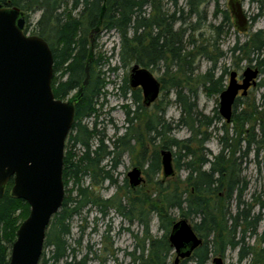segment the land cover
<instances>
[{"label":"trees","instance_id":"trees-1","mask_svg":"<svg viewBox=\"0 0 264 264\" xmlns=\"http://www.w3.org/2000/svg\"><path fill=\"white\" fill-rule=\"evenodd\" d=\"M170 1L171 6L168 7L165 0H0L5 5L20 7L26 12L27 20L30 14L40 13L32 34L43 37L52 49V89L56 98L66 100L74 91L78 93L85 79L86 62L92 57L90 81L75 106V120L65 143V197L47 229L41 264H88L91 247L89 252L78 258L76 247L70 243L72 220L80 216L87 206H96L104 216L110 208H115L117 213L130 221L137 218L144 223L149 244L142 246V249H147V257L144 258L142 254L137 257L136 252L131 253L134 260L142 258V264H175L169 260L173 249L169 235L176 220L173 215L175 209L181 218L195 222L192 226L203 239L190 256L194 264H208L212 256L225 257L228 250H238L237 264H243L250 256L253 259L249 264H264V248L258 250L256 244L250 245L246 240L248 233L250 236L257 235L258 226L263 220L264 199L255 198L254 203L244 199L249 183L242 168L244 157L253 142H258L264 148V99L263 108L262 105L259 108L255 103L246 107L245 100L239 96L236 98L229 122L234 125L235 135L233 133L229 137L227 127L230 124L223 121V134L219 138L222 147L216 155H212L205 144L211 139L209 128L216 121H222L221 114L217 111L214 116L204 115L198 110L196 101L198 83L204 84L209 94H221L226 88L229 68L226 65L221 67L217 77L215 73L221 59L228 55L237 66L242 60L252 62V56L257 55V67L259 72L264 73V57L260 58L264 54V29L257 30L243 43L238 37L233 46L223 50L222 35L236 30L226 0L224 3L223 0H185L183 5L179 4L180 0ZM212 3L215 4L212 20L220 19L215 23L209 21L208 9ZM28 30L27 25L25 32ZM101 30L115 31L119 35L118 61L123 67L129 66L130 71L135 64L151 71L164 66L165 73L159 78L161 92L168 93L170 88L176 90L177 98L182 103V115L177 125L187 126L191 131L190 137H167L173 127L165 119L163 100H159L156 110L149 113L142 102L141 88H132L126 78L121 90L124 96L131 92L136 104L134 111L127 109V120L133 122L141 119L139 113L148 112L144 120L148 133H155V138L162 140L161 148L178 149L174 152L177 156L175 167L187 172L183 187L178 184L172 186L158 179L151 181L153 191L139 192L141 187L130 189L126 179L128 189L123 197L102 199L95 192L96 186L104 181L115 183L111 170L101 163L116 153L117 142H125L131 153L135 148L128 143L129 138L134 136L131 127L111 149L105 145L103 138H100L97 147L92 144V139L99 133L96 128L99 117L97 100L107 82L101 70H96L102 63L94 58L90 37ZM200 57L207 59L211 66L205 73L196 74L199 69L196 61ZM116 68L112 67L111 70ZM260 86L264 87V82ZM186 88L191 95L184 92ZM241 104L245 108L238 111ZM92 117L95 118V126L90 129L84 119ZM257 126L260 141H256L255 137ZM242 142L247 143L248 149L238 156ZM78 146L83 149L81 152L77 150ZM145 152L142 148V157ZM160 153L155 150L150 156L146 170L150 180L162 170ZM119 155L113 157L112 168L117 167ZM183 157L186 158L184 163L181 162ZM85 177L90 178V185L83 184ZM70 181L75 183L74 196L72 188H68ZM13 185L14 179L11 178L0 198V264L9 263L17 230L30 214L29 203L12 195ZM255 205L261 208L258 213H253ZM153 216L158 218L159 228L164 231L159 238L150 231ZM261 238L264 239V233Z\"/></svg>","mask_w":264,"mask_h":264},{"label":"water","instance_id":"water-1","mask_svg":"<svg viewBox=\"0 0 264 264\" xmlns=\"http://www.w3.org/2000/svg\"><path fill=\"white\" fill-rule=\"evenodd\" d=\"M235 28L247 32L249 17L241 0H229ZM26 12L18 6L0 3V198L11 178L12 195L26 200L29 216L17 230L8 264H39L47 229L53 216L62 207L65 197L63 166L65 143L75 120V106L83 97L90 81L92 57L85 66V79L78 94L63 100L52 89L54 56L49 43L40 35L25 32ZM259 69L247 67L243 81L238 72L230 73L228 86L220 94L219 112L230 122L233 105L255 85ZM132 88L140 87L145 106L154 103L161 94V82L154 73L138 64L130 71ZM164 178L175 174L173 155L161 150ZM140 167L128 172L135 188L143 178ZM169 241L180 258H189L203 239L185 218L175 221ZM213 264H224L216 256Z\"/></svg>","mask_w":264,"mask_h":264},{"label":"rangeland","instance_id":"rangeland-1","mask_svg":"<svg viewBox=\"0 0 264 264\" xmlns=\"http://www.w3.org/2000/svg\"><path fill=\"white\" fill-rule=\"evenodd\" d=\"M168 1V2H167ZM228 1L226 0V5L228 6ZM246 11L247 16L249 17L250 23L247 32H238L236 29H232L228 34L222 35L221 47L223 50H228L230 46H233L237 38L239 37L240 42L243 43L257 30L264 29V0H241ZM168 7L171 6L170 0H165ZM185 0H180L179 4L183 5ZM225 0H223V3ZM209 21L213 19V14L215 11V4L212 3L209 5ZM40 13L30 14L29 19L26 22V26H29L27 34H32L33 28L36 26ZM215 19V18H214ZM208 21V23H209ZM215 22L220 21V19L212 20ZM207 23V24H208ZM208 30V35H210ZM91 46L93 48L92 52L94 58L101 65H98V70H101L102 76L106 79V85L103 89L102 94L97 100L96 108L99 110V117L97 118L96 128L99 131L96 134L95 138L92 139L93 147H97L99 144L100 138L104 139L105 145L109 149L115 146V142L123 136L131 127V136L129 138V145L134 146V153H131L130 149L127 148L125 142L119 141L118 147L116 148V153L110 155L108 158H105L101 163L102 166L110 169L115 183H111L109 180L104 181L103 184H98L96 186L95 192H97L102 199L109 197H123L124 193L128 189L126 187V179H128L129 188L130 180L128 177V172L133 170L135 167H140L143 172L141 176L143 178L142 182L137 185L135 190L139 187L141 189L139 192L146 191L150 193L153 191L152 184L155 180H163V182L170 183L172 186L180 185L183 187L185 177L187 175L186 170L176 169L175 167V157L174 152L176 153L178 149L173 147L169 149L173 155V164L175 168V174L171 177L164 178L162 170L154 178L148 177L146 170L148 168V162L150 156L154 153L155 150L159 152L163 149L161 148L162 140L160 138H155V133H148L146 130V125L144 123L145 114L140 112L139 116L141 119L134 120L129 122L127 120V109L134 111L136 109V104L133 101L131 92H128L126 96L122 94L121 87L125 84V79H128L130 76V67H123L118 61V50L120 37L115 31H106L101 30L100 33H93L90 37ZM253 61L248 60L240 61V65L237 66L232 62L231 56L228 55L226 58L221 59L219 63V69L216 70V77L220 74L221 67L227 66L230 73L232 71H237L239 74H243L244 70L247 67L257 68L258 61L256 60L257 55L252 56ZM264 54L260 56L263 58ZM239 61V60H237ZM196 65L199 66V69L196 71V74L205 73L211 66V63L202 57L198 58ZM112 67H117L116 70H111ZM263 68V66H262ZM154 75L159 79L163 77L165 73L164 66L154 68ZM230 75L226 76L225 87L228 86ZM264 82V73L260 72L255 85L250 86L246 95H242L243 90L239 93V97L246 102V107H249L248 104L255 103L260 106L263 104V94L264 87L260 84ZM186 94H189V90L186 88L184 90ZM77 91H74L69 97L77 95ZM143 102V92L140 91ZM159 100L164 101L166 108L165 119L171 123L173 130L169 133L167 137H175L177 139H185L190 137L191 131L185 125H177V122L181 118L182 113V103L178 100L176 95V90L170 88L168 93L161 92L159 98L155 103L147 106L149 113L156 110V106L159 104ZM196 101L198 104V110L207 116L216 115L217 111L219 112L220 106V93L209 94L204 84H197V97ZM166 104V105H165ZM234 108V107H233ZM241 111L245 106L241 104L238 106ZM263 108V105H262ZM132 115V114H131ZM138 117V116H137ZM222 117V116H221ZM223 121L225 119L222 117V121H216V123L209 128V131L212 133L211 139L205 144V146L211 151L212 155H216L220 152L222 144L220 142V136L223 134L221 128ZM84 123L87 124L90 129H93L95 126V118H86ZM231 123V122H230ZM227 122V124H230ZM229 131V137L234 133V125L230 124L227 127ZM235 135V133H234ZM256 141H260L259 128L256 127L255 132ZM229 139V138H228ZM247 143L242 142L241 150L237 152L238 156L243 155L244 150L247 151ZM142 148L145 149V155L141 156ZM167 149V148H164ZM77 150L80 152L83 150L81 146L77 147ZM79 152V153H80ZM120 153L119 161L116 168H112L111 161L114 156ZM161 154V153H160ZM161 159H162V155ZM212 157V156H210ZM186 158H181V162L184 163ZM209 166V165H208ZM206 166V167H208ZM243 175L248 181V188L245 192L244 199L248 202H253L256 199H264V148H262L258 142H253L250 145L249 152L244 157L242 163ZM85 186L90 185V178L85 177L83 180ZM68 188H72L73 196L76 194L75 183L70 181ZM132 188V187H131ZM130 188V189H131ZM123 200V198H122ZM126 201V199H124ZM235 209V208H234ZM261 210L259 205H255L253 208V213H258ZM235 212V210H234ZM173 215L178 221L181 219V214L178 210H173ZM192 225L195 222H192ZM198 221V220H197ZM72 237L70 243L77 249L78 258L85 255L90 251L89 246L91 247V252L89 253L88 264H142V258L134 260L132 252H136V256L144 255V258L147 257V249L143 251L142 246L149 244L145 233V225L137 218H134L130 221L127 217L117 213L115 208H110L106 216H104L96 206H87L83 209L80 216H75L72 220ZM82 226V228H81ZM150 231L153 236L159 238L163 235L164 231L159 228V221L156 216L152 217L150 224ZM264 233V210H263V220L260 222L257 230V235H251L248 233L247 242L250 245H255L258 250L264 248V239L261 238V235ZM80 240V241H79ZM139 245V247H138ZM49 250V248H47ZM238 250H228L225 257L221 255H214L208 262V264H213V259L216 256L223 258L224 264H237L238 261ZM177 254L174 248L171 251L169 260L175 264H185V260L180 258L176 262ZM187 264H194L190 257L187 258ZM253 256H250L243 264L251 263ZM61 262L60 264H62ZM41 264V260L40 263Z\"/></svg>","mask_w":264,"mask_h":264},{"label":"flooded vegetation","instance_id":"flooded-vegetation-1","mask_svg":"<svg viewBox=\"0 0 264 264\" xmlns=\"http://www.w3.org/2000/svg\"><path fill=\"white\" fill-rule=\"evenodd\" d=\"M26 22H27V19H26ZM238 81L241 83L243 81V75L242 74H239L238 73ZM140 88V87H139ZM142 90V89H141ZM242 90L239 91V93L241 92ZM147 107V106H146ZM142 170V169H141ZM143 172V170H142ZM127 182H128V179H127ZM129 184V183H128ZM183 259H187V258H183Z\"/></svg>","mask_w":264,"mask_h":264},{"label":"bare ground","instance_id":"bare-ground-1","mask_svg":"<svg viewBox=\"0 0 264 264\" xmlns=\"http://www.w3.org/2000/svg\"><path fill=\"white\" fill-rule=\"evenodd\" d=\"M253 68V67H252Z\"/></svg>","mask_w":264,"mask_h":264}]
</instances>
